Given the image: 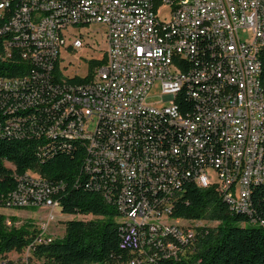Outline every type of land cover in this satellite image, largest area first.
I'll return each mask as SVG.
<instances>
[{
  "label": "built area",
  "instance_id": "1",
  "mask_svg": "<svg viewBox=\"0 0 264 264\" xmlns=\"http://www.w3.org/2000/svg\"><path fill=\"white\" fill-rule=\"evenodd\" d=\"M92 24L105 29L107 61L75 82L61 51L88 46L66 38ZM263 52L264 0H0V68L22 72L0 75V140H39L42 163L80 143L86 185L120 214V248L178 258L210 227L171 216L190 183L264 224L252 199L264 186ZM157 85L169 105L147 103ZM14 177L7 207H59L64 184Z\"/></svg>",
  "mask_w": 264,
  "mask_h": 264
},
{
  "label": "trees",
  "instance_id": "2",
  "mask_svg": "<svg viewBox=\"0 0 264 264\" xmlns=\"http://www.w3.org/2000/svg\"><path fill=\"white\" fill-rule=\"evenodd\" d=\"M261 59L264 74V52ZM106 61V55L102 60L90 59L87 76L77 75L73 80L90 81L95 66ZM14 67L3 66L0 75L22 73ZM176 103L183 114L193 109V101L185 90L179 93ZM39 143L34 138L0 140V207H7L5 198L16 187L14 174L33 170L52 183L64 184L54 195L62 213L91 214L99 218L68 220L63 237L38 243L41 230H30L28 224H8L7 216L0 213V260L11 251L21 252L28 248L30 256L22 264H132L133 260L134 264H264V224L252 222L248 215L232 213L214 187L201 189L191 183L176 200L171 216L217 222L216 226L205 228L193 252L187 251L175 258L166 257L164 250L157 247L145 248L142 252L121 249L120 214L100 192L86 185L85 149L75 143L70 152H59L42 163L38 157ZM252 199L254 217L264 221L263 185L256 186ZM150 256L154 260H150Z\"/></svg>",
  "mask_w": 264,
  "mask_h": 264
},
{
  "label": "rangeland",
  "instance_id": "3",
  "mask_svg": "<svg viewBox=\"0 0 264 264\" xmlns=\"http://www.w3.org/2000/svg\"><path fill=\"white\" fill-rule=\"evenodd\" d=\"M170 13V8H164L161 18L164 19ZM71 33L66 38L67 45L71 44L76 36L79 34L84 35V40L88 43L84 49L80 48L77 50H65L62 49L64 61L62 62L63 67H67V75L73 76L78 75L84 77L88 72L87 61L90 59L102 60L105 57L107 50V42L105 39V29L99 24H92L87 28L72 27ZM149 105H155L161 107L163 104L169 105L168 102H163L162 92L160 87L155 86L147 99ZM95 123L92 124L91 129H94ZM212 178L215 180L217 172L214 168L209 170ZM0 213L7 216V221L16 226H22L28 224L30 230H41V233L46 237H63L66 233V222L68 220L80 219V220H91L97 219L91 214L88 215H67L61 212V208L57 207L53 211L49 208L37 207V208H10L0 207ZM53 215V217L51 216ZM203 224L209 225L210 227L216 226L217 223L204 221ZM30 256V250L24 249L21 252L11 251L7 253L0 261L2 264H22L27 261ZM34 261V260H32Z\"/></svg>",
  "mask_w": 264,
  "mask_h": 264
}]
</instances>
